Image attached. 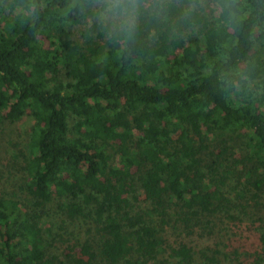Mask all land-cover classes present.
I'll use <instances>...</instances> for the list:
<instances>
[{"label": "trees", "instance_id": "16d2710c", "mask_svg": "<svg viewBox=\"0 0 264 264\" xmlns=\"http://www.w3.org/2000/svg\"><path fill=\"white\" fill-rule=\"evenodd\" d=\"M209 1L0 0V129L34 120L0 264H222L196 228L252 202L264 264V0Z\"/></svg>", "mask_w": 264, "mask_h": 264}, {"label": "rangeland", "instance_id": "374dc122", "mask_svg": "<svg viewBox=\"0 0 264 264\" xmlns=\"http://www.w3.org/2000/svg\"><path fill=\"white\" fill-rule=\"evenodd\" d=\"M198 4L203 7L206 13H212L216 10V7L209 0H199ZM101 17L103 20L112 19V15L108 10L104 11ZM80 36V31H78L77 37L80 38ZM46 45H48L47 41ZM202 46H205L204 40H202ZM3 125L4 127L0 129V195L11 196L13 200L20 204L29 196L25 186L26 173L24 165L34 120L31 116H25L15 123L5 121ZM243 154V152L238 151L235 158H241ZM251 204L248 209L250 215L240 220L231 219L225 215V212L218 214L221 217L217 220L218 224L210 235L202 233L206 232L201 229H203L207 220V217H203V226L196 228L198 235H201L203 239L200 242V248L210 247L226 253L227 257L222 254L218 255L222 260V264H251L253 255L262 252L259 242L261 222L258 217L263 214L256 210L253 202ZM54 219V230H57L61 217L57 213ZM67 227L83 235L87 229V225L82 221L77 222L75 229H73V225L70 227L67 225ZM182 232L180 228L168 227L166 236L170 244L178 247L179 240L183 237ZM196 257L198 262H201L200 254ZM174 262L175 264H181L179 260Z\"/></svg>", "mask_w": 264, "mask_h": 264}, {"label": "clouds", "instance_id": "9594fccd", "mask_svg": "<svg viewBox=\"0 0 264 264\" xmlns=\"http://www.w3.org/2000/svg\"><path fill=\"white\" fill-rule=\"evenodd\" d=\"M109 11L112 15L113 22L117 26L127 24L133 14V9L125 0H112Z\"/></svg>", "mask_w": 264, "mask_h": 264}]
</instances>
